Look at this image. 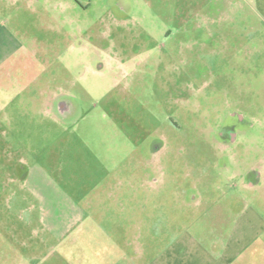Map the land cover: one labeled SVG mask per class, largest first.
Instances as JSON below:
<instances>
[{
	"label": "rangeland",
	"instance_id": "obj_1",
	"mask_svg": "<svg viewBox=\"0 0 264 264\" xmlns=\"http://www.w3.org/2000/svg\"><path fill=\"white\" fill-rule=\"evenodd\" d=\"M194 1L0 0V264H173L264 221V18Z\"/></svg>",
	"mask_w": 264,
	"mask_h": 264
},
{
	"label": "crops",
	"instance_id": "obj_2",
	"mask_svg": "<svg viewBox=\"0 0 264 264\" xmlns=\"http://www.w3.org/2000/svg\"><path fill=\"white\" fill-rule=\"evenodd\" d=\"M142 1L151 3L153 0ZM161 1L164 3H170L169 5H173L180 0ZM187 1L190 4L195 2L194 0ZM205 1L208 4L219 3L221 5V11L225 9L223 6H226L229 9L239 10L242 9V5H247L251 10L250 12L252 17H256L259 20L264 18V0ZM166 9L169 8L166 7L164 10ZM177 11L173 10L171 12L167 11L166 13H163L169 16L171 15L170 13H175ZM189 12L193 13L194 11L190 10ZM6 48L5 34L0 30V64H2L14 52L13 50L10 51ZM248 215H245L243 211L236 213L232 216L231 226L227 228L226 232L209 239V241H213L214 243L220 245L215 251H213L214 253H206L204 254L205 256L200 255L195 256V258L188 257L183 261H181L180 256H176L173 257V264H264V221H262V218L259 216V219H257V213L256 215L254 212L252 213V217H256V219L253 217L252 220L249 219L250 217ZM200 257L204 258L201 260Z\"/></svg>",
	"mask_w": 264,
	"mask_h": 264
},
{
	"label": "flooded vegetation",
	"instance_id": "obj_3",
	"mask_svg": "<svg viewBox=\"0 0 264 264\" xmlns=\"http://www.w3.org/2000/svg\"><path fill=\"white\" fill-rule=\"evenodd\" d=\"M60 105L62 106L61 107V110L63 111V114L66 111H69L70 110V105H68V103L65 100H61L60 101ZM225 129H227V131H228L229 134H232V132L229 131V129H230L229 127H226ZM233 134H232V137H233ZM152 148H153V152H154V151H156V149L158 148V146L156 145V146H153ZM244 177L246 179L245 184L247 186H249V187H254L258 183V181H259L260 172H258V170L256 168L250 167L244 173Z\"/></svg>",
	"mask_w": 264,
	"mask_h": 264
}]
</instances>
